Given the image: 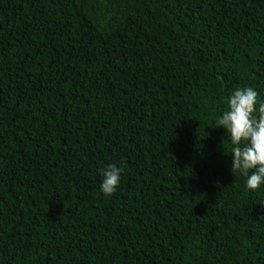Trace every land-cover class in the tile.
I'll return each instance as SVG.
<instances>
[{
	"label": "trees",
	"instance_id": "trees-1",
	"mask_svg": "<svg viewBox=\"0 0 264 264\" xmlns=\"http://www.w3.org/2000/svg\"><path fill=\"white\" fill-rule=\"evenodd\" d=\"M245 86L264 0H0V264H264L213 125Z\"/></svg>",
	"mask_w": 264,
	"mask_h": 264
},
{
	"label": "clouds",
	"instance_id": "clouds-1",
	"mask_svg": "<svg viewBox=\"0 0 264 264\" xmlns=\"http://www.w3.org/2000/svg\"><path fill=\"white\" fill-rule=\"evenodd\" d=\"M213 125L223 128L231 145V171L246 176L245 187L264 186V100L250 86L237 88L228 97L227 108ZM212 125V126H213ZM251 170V171H250ZM123 169L108 164L101 170L99 189L111 196L120 184Z\"/></svg>",
	"mask_w": 264,
	"mask_h": 264
}]
</instances>
